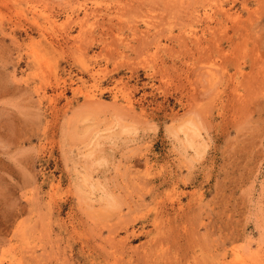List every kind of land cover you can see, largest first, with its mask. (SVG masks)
<instances>
[{
	"label": "rangeland",
	"instance_id": "1",
	"mask_svg": "<svg viewBox=\"0 0 264 264\" xmlns=\"http://www.w3.org/2000/svg\"><path fill=\"white\" fill-rule=\"evenodd\" d=\"M0 264H264V0H0Z\"/></svg>",
	"mask_w": 264,
	"mask_h": 264
},
{
	"label": "bare ground",
	"instance_id": "2",
	"mask_svg": "<svg viewBox=\"0 0 264 264\" xmlns=\"http://www.w3.org/2000/svg\"><path fill=\"white\" fill-rule=\"evenodd\" d=\"M146 1V0H145ZM155 10V9H154Z\"/></svg>",
	"mask_w": 264,
	"mask_h": 264
}]
</instances>
